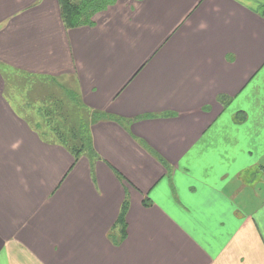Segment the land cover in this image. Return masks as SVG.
<instances>
[{
	"label": "crops",
	"instance_id": "obj_1",
	"mask_svg": "<svg viewBox=\"0 0 264 264\" xmlns=\"http://www.w3.org/2000/svg\"><path fill=\"white\" fill-rule=\"evenodd\" d=\"M27 77L97 113L89 150L12 101ZM0 264H264V0H113L75 27L0 0Z\"/></svg>",
	"mask_w": 264,
	"mask_h": 264
},
{
	"label": "rangeland",
	"instance_id": "obj_2",
	"mask_svg": "<svg viewBox=\"0 0 264 264\" xmlns=\"http://www.w3.org/2000/svg\"><path fill=\"white\" fill-rule=\"evenodd\" d=\"M24 81L27 86H25L22 81L19 82L16 80L15 84L19 82L20 87L13 89L15 93L13 92L14 95L12 96V101L16 105H23L24 107H27V110L32 109V107L38 106L39 110L36 108L37 111L34 110L31 113V117L35 119L38 118L40 121H42L43 116H46L44 112V110L46 109L48 113L51 114L50 116L53 119L50 120L53 124H46L47 126H53L55 124V120H57L60 124V128L62 130H65L66 127H75L76 124V126L80 124H84L85 126H87L88 123L94 119V116L92 114H88L85 112V110H82L80 108V105H78V101L76 100L74 94H72V92L67 89H71L70 82L67 83L60 81L52 83L49 81H35L33 86L29 88L32 85V81L34 80L28 79ZM25 90H27V93L25 92ZM42 98H44L43 100L45 101L47 100V102L45 103V101H41ZM61 103L63 109H60V111L62 112V114L60 115L57 112L56 107L57 104L61 106ZM44 119L46 120V117H44ZM44 131L46 132V135H51V132L49 133L46 128L44 129Z\"/></svg>",
	"mask_w": 264,
	"mask_h": 264
},
{
	"label": "trees",
	"instance_id": "obj_3",
	"mask_svg": "<svg viewBox=\"0 0 264 264\" xmlns=\"http://www.w3.org/2000/svg\"><path fill=\"white\" fill-rule=\"evenodd\" d=\"M112 1L113 0H58L60 15L66 27H75L80 24L88 23L93 14L105 9L107 6H109V4H111ZM22 79L23 84H25L24 80H28L30 78L27 77ZM16 80L17 79H14L8 82V84L11 83L10 85L12 89L20 87V78L17 80L19 81L17 84H15ZM34 83L35 80L32 81V85L29 88H31ZM25 86H27V84H25ZM46 102L47 100L45 101V103ZM33 108L34 107H32V109ZM56 109L57 112L61 115L62 112L60 111V109H63L62 103L61 106L57 104ZM44 111L46 114V121H48L47 124L52 125L53 123L50 121L53 120L50 116L51 114H49L48 111L46 112V109ZM93 115L97 116V113H94ZM76 125L75 127H66L65 130H62L60 128L59 122L55 120V124L51 126L52 128L50 132L51 136H53L57 142L63 144V146L67 147L77 157L84 150H89L90 139L88 136L87 126H85L84 124H80L78 126Z\"/></svg>",
	"mask_w": 264,
	"mask_h": 264
}]
</instances>
